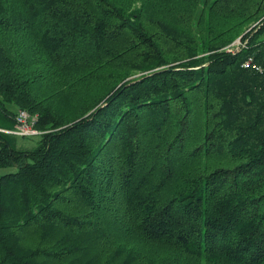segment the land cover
Here are the masks:
<instances>
[{"label": "trees", "instance_id": "16d2710c", "mask_svg": "<svg viewBox=\"0 0 264 264\" xmlns=\"http://www.w3.org/2000/svg\"><path fill=\"white\" fill-rule=\"evenodd\" d=\"M17 109L41 133L0 130V264H264V0H0Z\"/></svg>", "mask_w": 264, "mask_h": 264}, {"label": "rangeland", "instance_id": "374dc122", "mask_svg": "<svg viewBox=\"0 0 264 264\" xmlns=\"http://www.w3.org/2000/svg\"><path fill=\"white\" fill-rule=\"evenodd\" d=\"M236 41H241V40H240V38H238ZM241 44L243 45L242 42H241ZM138 74H140V73L135 72L129 78L137 76ZM84 96L83 95H78V94H72V93H65V94H63V93H59L58 94L57 93L51 99L50 105L56 111L57 114H61L63 116L75 117L76 118V117H78V116H80L82 114L84 115L85 112L88 109L89 104H90V103L86 102L85 99H83ZM18 110L19 109H17V112H18ZM30 114H33V113L30 112ZM33 115H35V116L37 115L38 116V114H33ZM36 118H37V121H36V124H35V128L40 131L41 129H39V127L37 125L39 117H36ZM36 136L37 135H33V136L28 137L29 144H27V147H32L33 146L34 140L36 138H38V136L37 137Z\"/></svg>", "mask_w": 264, "mask_h": 264}, {"label": "built area", "instance_id": "2783aa9c", "mask_svg": "<svg viewBox=\"0 0 264 264\" xmlns=\"http://www.w3.org/2000/svg\"><path fill=\"white\" fill-rule=\"evenodd\" d=\"M241 44V41H236L232 45H230L227 50L234 51ZM251 62V58L244 63V65H248ZM37 115L30 114L27 109H20L16 114V124L13 129H0L5 132L19 135V136H33L38 135L41 132L35 128V124L37 121Z\"/></svg>", "mask_w": 264, "mask_h": 264}]
</instances>
